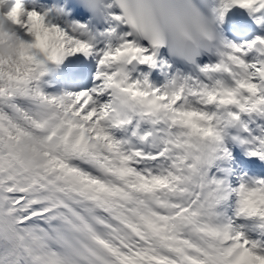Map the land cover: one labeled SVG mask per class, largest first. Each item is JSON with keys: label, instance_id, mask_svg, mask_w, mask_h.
<instances>
[{"label": "snow or ice", "instance_id": "6c2138e0", "mask_svg": "<svg viewBox=\"0 0 264 264\" xmlns=\"http://www.w3.org/2000/svg\"><path fill=\"white\" fill-rule=\"evenodd\" d=\"M83 2L115 24L102 48L24 0L7 13L34 40L0 61V264H264V179L231 166L232 148L264 162V36L223 32L233 10L264 29V0ZM76 55L92 86L46 94Z\"/></svg>", "mask_w": 264, "mask_h": 264}, {"label": "bare ground", "instance_id": "6f19581e", "mask_svg": "<svg viewBox=\"0 0 264 264\" xmlns=\"http://www.w3.org/2000/svg\"><path fill=\"white\" fill-rule=\"evenodd\" d=\"M24 2L28 5L29 9H35L38 12L44 13V12H48V15L46 17L47 22L51 23V24H55V25H59L61 27H66L67 24L75 22L74 18L71 17L70 15L66 14L65 15V10H67V7L64 6L59 0H24ZM11 3H13V0H11ZM58 9H63V12H58ZM51 10V11H50ZM242 10H233V13H231L228 17V19H230L233 23V25L235 27H239V28H244V29H251V31L253 30H259L261 29L260 27H258L255 22L253 23L254 26H248L246 25V20H244L241 16ZM89 30L96 35V44L98 48H102L104 46V43L106 42V38H104L103 40L101 39L102 36L99 35V33H103L106 30H98L95 31L94 29H92L90 26H88ZM18 30V34L20 35L21 39H23L25 42H28V40L31 42H33L34 38L30 35H28L26 33L25 30L23 29H17ZM262 36H264V33L261 34ZM235 42H240L238 40H234ZM81 55H76V56H72V57H68L64 60L63 63H61L60 66H65L66 64H73L75 63V61L77 60V58H80ZM94 59H97L96 57H94ZM56 64L53 63H48L47 64V74L45 76H43L41 78L40 81V86L48 87V91L49 87L51 85H53V83H58L62 78L63 80L66 78L65 75L62 73V70H56ZM73 82H77L76 80L72 81ZM71 85V84H70ZM84 87H77V86H66L65 88L59 86L56 87L54 91L48 92V94L50 95H60V94H64V93H73V92H77L80 91L81 89L84 88H88L92 86V80H88L86 79L83 82ZM240 154L242 155L243 152H240ZM257 160V159H256ZM260 164H262V166L264 165V162H261L259 160H257ZM262 166L260 165L258 168L261 169ZM258 169V170H259ZM252 178H256V176H251ZM261 178H264V176H261Z\"/></svg>", "mask_w": 264, "mask_h": 264}, {"label": "clouds", "instance_id": "9594fccd", "mask_svg": "<svg viewBox=\"0 0 264 264\" xmlns=\"http://www.w3.org/2000/svg\"><path fill=\"white\" fill-rule=\"evenodd\" d=\"M11 6V0H0V61L8 66H15L20 62L22 49L18 26L7 15ZM47 150L48 146L36 138H25L16 146L20 162L31 170L44 168L48 163V158L44 155Z\"/></svg>", "mask_w": 264, "mask_h": 264}, {"label": "rangeland", "instance_id": "374dc122", "mask_svg": "<svg viewBox=\"0 0 264 264\" xmlns=\"http://www.w3.org/2000/svg\"><path fill=\"white\" fill-rule=\"evenodd\" d=\"M28 42L30 43V41H29V40H28ZM43 89H45V85H44ZM46 94H47V93H46Z\"/></svg>", "mask_w": 264, "mask_h": 264}]
</instances>
